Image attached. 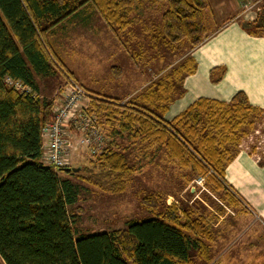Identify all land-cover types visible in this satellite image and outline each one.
I'll list each match as a JSON object with an SVG mask.
<instances>
[{
	"label": "trees",
	"instance_id": "16d2710c",
	"mask_svg": "<svg viewBox=\"0 0 264 264\" xmlns=\"http://www.w3.org/2000/svg\"><path fill=\"white\" fill-rule=\"evenodd\" d=\"M137 1L0 0V258L4 264H192V251L207 260L202 216L194 217L192 210L179 216L173 206L160 210L152 195L143 199V205L153 216L128 220L123 229L78 232L73 206L80 185L59 172L90 183L92 178L81 173L89 166L55 170L40 161L41 127L51 120L53 103L39 97L35 77L57 71L47 34L85 6L95 8L110 27H125L120 11ZM207 6L208 0H167L159 34L170 49L189 45L182 61L133 99L91 98L90 111L106 136L103 150L89 155L91 169L98 167L96 175L106 180L93 178L94 185L113 192L126 188L136 168L127 162L129 146L119 144L118 138L125 135L143 148L156 145L183 169L196 170L229 205L240 201L224 179L225 167L249 132L259 130L254 117L263 110L238 91L227 102L200 97L173 118H163L178 92L177 84L195 70L190 52L209 37L204 21ZM241 26L253 34L264 33V10ZM6 78L25 89L6 85Z\"/></svg>",
	"mask_w": 264,
	"mask_h": 264
},
{
	"label": "rangeland",
	"instance_id": "374dc122",
	"mask_svg": "<svg viewBox=\"0 0 264 264\" xmlns=\"http://www.w3.org/2000/svg\"><path fill=\"white\" fill-rule=\"evenodd\" d=\"M208 4L204 9L206 33L232 17L240 22L252 21L251 17L264 10V0H208ZM166 8L167 0H138L120 11L127 24L125 27L116 24L110 27L95 8L85 6L54 26L46 36V43L57 71L51 76L35 77L39 97L51 100L52 108L57 106L71 79L91 94L88 106L92 97L108 96L119 101L135 98L149 82L181 62L189 49L187 43L176 49L163 44L159 32ZM246 32L264 36V33ZM224 73V65L213 67L209 81L220 82ZM187 75L177 84V95L168 107L186 92ZM20 87L18 90L24 88ZM248 102L263 110L254 117L259 130L249 132L234 157L241 151L247 152L261 167L264 165V107ZM118 141L121 147L129 146L125 151L127 162L136 168L124 190L113 192L91 183L93 178L104 183L106 180L101 174L96 175L98 167L91 169L90 156L85 149L74 152L68 166H89L91 170L85 168L81 173L92 178L90 183L59 172L60 176L69 177L80 185L78 200L73 206L78 213L75 224L78 232L123 229L128 220L151 217L155 213L143 205V199L152 195L160 210L173 206L179 216L184 210H192L194 217L202 216L206 230L202 240L208 257L204 260L198 252L192 251V264H264V221L226 181L225 172L226 183L240 199L235 206L212 191L196 170L181 168L178 161L156 145L143 148L138 142L131 143L125 135ZM254 145L255 150L251 152ZM0 264H4L1 258Z\"/></svg>",
	"mask_w": 264,
	"mask_h": 264
},
{
	"label": "crops",
	"instance_id": "0c3cea01",
	"mask_svg": "<svg viewBox=\"0 0 264 264\" xmlns=\"http://www.w3.org/2000/svg\"><path fill=\"white\" fill-rule=\"evenodd\" d=\"M190 55L195 70L185 77L186 92L167 108L165 119L200 97L227 102L238 91L264 107V36L247 33L237 17L214 29ZM217 65H224L225 73L220 82L212 84L210 70ZM225 179L264 221V165L258 166L253 156L241 151L226 166Z\"/></svg>",
	"mask_w": 264,
	"mask_h": 264
},
{
	"label": "built area",
	"instance_id": "2783aa9c",
	"mask_svg": "<svg viewBox=\"0 0 264 264\" xmlns=\"http://www.w3.org/2000/svg\"><path fill=\"white\" fill-rule=\"evenodd\" d=\"M6 85L16 89L22 86L9 78H6ZM89 97L91 94L79 84L71 79L67 81L61 101L52 108L51 120L41 127L40 161L44 165L58 170L68 166L72 154L79 149L92 155L105 147L106 136L98 118L88 109Z\"/></svg>",
	"mask_w": 264,
	"mask_h": 264
},
{
	"label": "water",
	"instance_id": "95a60500",
	"mask_svg": "<svg viewBox=\"0 0 264 264\" xmlns=\"http://www.w3.org/2000/svg\"><path fill=\"white\" fill-rule=\"evenodd\" d=\"M64 170L67 171H77L79 169V167H67V168H63Z\"/></svg>",
	"mask_w": 264,
	"mask_h": 264
}]
</instances>
